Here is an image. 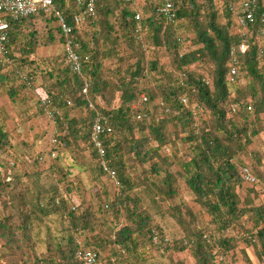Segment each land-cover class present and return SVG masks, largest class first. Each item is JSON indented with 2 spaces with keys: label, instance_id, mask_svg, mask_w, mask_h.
<instances>
[{
  "label": "trees",
  "instance_id": "1",
  "mask_svg": "<svg viewBox=\"0 0 264 264\" xmlns=\"http://www.w3.org/2000/svg\"><path fill=\"white\" fill-rule=\"evenodd\" d=\"M163 1L146 0L143 15L139 10L130 9V5V8L123 6L124 0H97L96 16L90 21L93 30L82 37L79 32L81 26H75L73 20L72 9L77 6L76 0H56L57 7L67 21L75 26L73 36L80 43L83 71L81 75H77L68 65H63L59 57H50L43 60L48 63L40 71L39 83L50 94L53 103L61 106L63 111L78 108L87 113L84 116L82 114V118H69L65 115L56 135L60 144L55 145L51 140L44 155L51 160L50 168L59 167L58 165L64 167V147L78 148L82 138L90 143L98 158L90 138L96 117V111L90 107V102L100 99L105 106L98 107L113 128L111 134L103 136L106 159L117 173L120 189L115 198L110 200L106 191L96 188L89 192L88 204L71 205L67 193L59 189L62 183L68 185V190H73L74 186L68 180H59L53 188H47L48 199L41 195L46 190L39 189L41 194L32 192L29 201L17 207L18 211L0 217V237L5 240L8 248L18 253L29 246L35 247L30 244L34 241L35 228L42 219L52 215L60 216L61 235H50L46 251L40 255L34 251L30 262L25 264H85L77 257L80 248L97 252L102 264H131L134 263L135 256H141L146 251L148 244L163 248L164 251L177 245L180 246V251L190 249L197 264H228L227 254L241 242L245 244L243 253L248 264H255L248 252L251 246L258 261L264 263V204L257 205L254 202L255 196L264 194V176H256L257 182L243 196L240 186L245 180L236 163L239 155L247 152L254 137L263 128L259 124L264 114V61L254 45L247 53L241 54L240 70L243 76L246 75L251 80L244 89H236V97L228 99L230 87H235L240 80H228L229 48L240 38L234 31L236 26L229 4L238 0H220V6L218 0H189V4L173 0L177 8L176 21L179 18L189 20L195 32L193 42L198 45L196 49L184 53L181 52L180 38L174 33L176 21L167 22L158 11ZM136 12L141 13L146 33V38L142 40L134 35ZM42 15L38 13L11 21V57L15 54L14 44L19 43L22 38L24 26H29L33 18ZM51 17L56 18L53 15ZM114 20L120 22L122 28H116ZM59 29L61 31L60 27ZM29 34V37L24 35L23 41L26 43H22L21 48L25 56L33 54L39 43L38 35L33 31ZM54 37L51 35L49 41H53ZM61 38L63 43L62 31ZM147 38L152 40L150 46L154 48L147 45ZM162 44L167 46L171 55L169 71L160 66L157 51ZM124 46L131 51L129 55L120 54L121 47ZM147 47L148 50H153L152 57L146 55ZM107 61H112L115 66L105 65ZM125 62L127 65L124 67ZM21 63L28 64L27 67H32V70L40 67L38 61L31 57L21 59ZM199 64L212 65L213 87L204 75L192 68V65ZM18 68L19 65L6 72L0 70V85L5 87L13 101L19 91L27 89L26 83L15 76ZM27 74L32 77L36 86L41 87L34 74ZM151 79L154 85L144 86L143 83ZM86 81L88 92L85 94L83 87ZM117 90L122 94L119 102L111 106L110 102ZM143 93L148 96L147 103L141 99ZM183 98L188 101L184 103ZM68 100L73 103L71 107L67 105ZM206 111L211 113V120L201 118V113ZM39 113L46 115L43 108L39 109ZM139 114H144V117L138 118ZM236 117H241L243 122L236 121ZM169 120L181 127L184 134L182 138L192 146L190 158L183 159L179 164L182 176L195 194L197 202L209 214L218 234L197 229L190 231L187 237L172 240L152 225L150 213L140 210L138 195L135 196L134 193L137 186L147 183L152 196L159 197L162 201L171 198L176 191L171 174L163 177L161 183L149 178L152 173L160 174L163 168L161 165L169 166L175 162L171 158L174 156L173 142L166 136ZM48 121L51 122L49 118ZM140 124H143L142 130H149L147 145L150 146L149 142L154 141L155 147L145 150L143 139L135 137V129ZM43 134L44 131L41 136ZM22 145L24 142L14 145L9 133L0 125V197L11 194L8 187L18 181L12 177V171L11 175L7 172V168L14 167L10 165V159L1 158L8 152L20 155L16 148ZM53 150L58 152L55 158L51 156ZM38 159L45 160V157L40 154ZM134 159L151 165L144 179H136L130 175L136 165L130 162ZM6 164L9 166L3 172ZM101 172L104 173L102 169ZM252 193L254 197L251 196ZM22 197L28 199L24 193ZM171 210L181 224L186 223L180 211L175 208ZM245 215L252 221V227L244 229V238L223 235L229 228L243 226ZM154 231L160 239L156 244ZM107 250L111 253L105 259L102 253ZM16 262L20 264L19 261Z\"/></svg>",
  "mask_w": 264,
  "mask_h": 264
},
{
  "label": "rangeland",
  "instance_id": "2",
  "mask_svg": "<svg viewBox=\"0 0 264 264\" xmlns=\"http://www.w3.org/2000/svg\"><path fill=\"white\" fill-rule=\"evenodd\" d=\"M176 1H186V4L190 3L189 0ZM218 3L220 6V0H218ZM124 5H126L127 7H129L130 5V9H136L142 13L146 5V0H140L137 3H131L127 0H124L123 6ZM72 10H74V14L78 12V9L76 7H74ZM114 21V23L116 24V28H122L120 22H116V20ZM29 24V26H24L23 28V35L20 40L21 43L19 41V43L17 42L14 44L15 54L12 58H14L16 66H20V68H18L19 70H22L27 73L31 72L32 74H34L38 80V85H40V71L48 63L43 62V60L48 59L50 57H59L62 60L63 65L67 66V63L65 60L64 48L61 40L62 38L61 31L59 29L60 26L58 19L51 16L46 17L42 15L33 18ZM175 24L176 25H174L173 27L174 33L178 38H180V42L182 44L181 52L184 53L196 49L198 45L194 44L193 42L195 32L189 20L179 18L178 22L176 21ZM91 27L92 26L90 24L86 26H81L79 28V32H81L80 36L82 35L83 37L84 35H88V33L93 30ZM31 31H33L36 35L39 36V38L37 39L39 43L37 42L38 44L36 45V49L33 54H31L30 56H25L21 52L22 43H26V41H23L25 39L24 35L29 37V33H31ZM234 31H236V29ZM121 32H123V30H121ZM51 35H53V37L55 36V39L50 42L49 39ZM144 37L146 38L145 31L143 32V38ZM151 41L148 39L147 45H149V47L152 49L154 47L150 46ZM128 49L129 48L126 46L121 47L120 54L129 55L131 51ZM152 51L153 50L150 49L148 50L147 47L146 55L152 57ZM157 52L159 56L160 66L164 67L169 71L171 69V55L167 49V46L163 44L160 45L158 47ZM28 57L35 58V61H38L40 67H35L32 70V67H27L28 64L21 63V59H26ZM15 58L19 59V61H17ZM134 60L132 61L134 62ZM262 64L264 65V62ZM105 65L115 66L112 61H107ZM125 65H127V62L123 64L124 67ZM192 68H195L196 71L204 75V77H206V79L210 81V86H212L213 67L211 64H199L197 66L192 65ZM242 76L240 77V80L235 87H230L231 93L228 99L236 97L237 88L243 87L242 89H244V87L248 86V84L250 83V77L246 75L243 77ZM146 81L147 84L144 82V86L154 85V81L152 79ZM121 94L122 92L117 90L114 99L110 102L111 106L119 102L118 100ZM34 106V114L37 117L35 120H30L31 118H28L26 115L23 116V120L24 122H26L25 124L27 128L25 134L27 137L29 136L30 139L26 137L28 142H24V145H22L20 148H16L20 152V155L16 156V154L8 152L7 154H4V156L1 158L4 160L10 159V162L15 161L16 165L12 169V177L17 179L18 181L17 184H13L12 186L8 187L10 189L9 191H11V194H5L4 196L0 197V217L8 215L10 212L18 211L17 207L22 205L23 203L28 202L29 198L33 195L32 192H38L41 194L40 190L42 191V189H44L46 190V192H42L41 195L44 197L47 196L48 199L49 196L47 188H53L54 184L59 180L61 182H63V180H68V182L72 183V185L74 186L72 188L73 190H68V185L62 183V186L59 189L61 192L67 193V196L71 201V205L81 204L82 206V203L84 205L88 204L90 202L89 192L96 188L100 189L101 191H106L110 200L114 199L120 188L114 184L113 180L107 174L101 172L97 157L93 153V147H91L90 143L85 139L81 138V140H79L80 145L78 148L67 149L64 147V167L58 165L59 167L50 168L52 166L50 165L51 160L47 158V156L44 154H46L47 152L46 148L50 147L51 144L50 141L52 139L53 133L50 127L51 124L48 121L46 115L39 113V109L41 107L39 106L37 99H34V104L32 108H34ZM64 113L69 118H82V114L84 116L87 111H83L78 108H70L65 109ZM160 117H162L161 114ZM211 117L212 116L210 112L206 111L205 113H201V118L203 120L207 118L211 120ZM41 119L45 121L40 122ZM36 120H38L39 122L37 123ZM235 120L239 123L243 122L241 117H236ZM27 122H32L33 124L35 123V131H28L30 129V124H27ZM11 125L12 127H14V129H16L15 125H17V123L15 124L14 122H11ZM259 125L263 127L260 134L254 137L253 142L248 147L247 152L240 154L238 159L236 160V163L240 170L242 167H248L253 174L255 172L258 173L254 174L258 178L264 176V114L263 119ZM142 126L143 124H140L139 127L135 129V137L137 139H143V149L146 150L148 149V147H155L156 143L154 141L149 142L150 146L147 145L149 130L147 128L142 130ZM206 127L208 128V125H206ZM20 129L24 130L22 126ZM41 131H44V134L43 136L40 135L39 137ZM33 134L36 136L38 135V137H35L36 139L30 137ZM183 135L184 134H182V130L179 125H177L174 121L171 120L167 122L166 136L167 139H171L173 142L172 154L174 156H172L171 158L175 162H173V165L169 166L161 165L163 168L160 174L152 173V175L149 176L150 180L161 183L163 182V179L167 174H171L172 179L175 180V194L167 200H159V197L152 196L150 186L147 183L137 186L134 192L136 193L135 196L138 195V202L141 205L140 210L144 209V213H150L153 219L152 225H155V227L163 231L166 235H168L169 239L172 240H180L184 237H187L190 231L197 229H206L207 231L216 233L215 225L212 223L209 214L205 212L202 206L197 202L195 194L191 191L186 179L182 176V170L179 164L182 162L183 159L190 158V156L192 155V146L189 142L182 138ZM123 137L121 136V138ZM15 140L16 139H14V141L12 140V142L16 145L17 142ZM40 145L43 148L40 152H38V148H41ZM40 154H43L45 160L38 159V156ZM130 162L136 164L134 170H132L130 175L136 179H138V177L144 179L146 177V173L150 171L151 165L142 164L136 159L131 160ZM8 166L9 165L7 164L5 165L3 172ZM262 183V186L264 187V182L262 181ZM253 184L255 183H248L246 181L242 182L240 186L241 194L243 196H246L248 192L247 190L251 189ZM40 186H42L43 188H39ZM31 188L34 189L31 190ZM23 193L26 194L28 199H24L25 197H22ZM251 196L254 197L253 193L251 194ZM254 202L257 205L264 204V194L262 193L255 196ZM172 208H175L177 211H180V215L186 222L185 224H181L177 216L172 214ZM108 220L110 221V218H108ZM123 222L125 223V220H123ZM60 223L61 222L59 215H52L45 219H42V221L38 223V227L35 228V233L33 236L34 241H32V244H30L35 245V247L32 248V246H29V248H24L23 251H18L19 254L13 252L12 249L8 248V246L5 244V240L0 237V264H17L16 261H19L20 264H25V262H30L29 260H31V258L34 256V251H37L39 255L44 253L46 251L47 241L51 237L50 235H61V232L59 230ZM242 224L244 225L235 226L227 229L223 232V235H237L240 238H244V236L246 235V233H244L246 232L244 229H249L252 227V221L248 220V215L244 216ZM114 247H116V245H114ZM244 247V242H241L237 248L229 251L226 257V263L248 264L244 258ZM248 252L255 264H264L260 260L258 261L253 246L250 247ZM110 253L111 251L107 250L102 254L103 257L107 259V255ZM141 254V256H135L133 259L134 263L131 264H197L190 249L180 251V246L178 245L170 247L164 251L163 248L151 246V244H148V246L146 247V251H143Z\"/></svg>",
  "mask_w": 264,
  "mask_h": 264
},
{
  "label": "built area",
  "instance_id": "3",
  "mask_svg": "<svg viewBox=\"0 0 264 264\" xmlns=\"http://www.w3.org/2000/svg\"><path fill=\"white\" fill-rule=\"evenodd\" d=\"M96 1L97 0H76L78 12L73 15L75 26H86L90 24L96 16ZM131 3H137L140 0H127ZM159 13L167 22H175L177 19V8L173 0H164L158 8ZM229 11L232 13L235 21L236 31L239 36V41L234 43L229 48V72L228 80L237 82L243 75L240 70V56L247 53L252 45L257 47L259 57L264 61V0H238L229 4ZM42 13L44 16H55L58 19L59 26L64 36L63 48L65 60L68 67L73 73L81 75L83 71V59L79 53L80 43L74 38L75 26L70 24L62 11L57 7L56 0H0V70L6 72L9 69L15 68L14 58L11 57L10 46V31L12 30L11 21H17L22 18L29 17ZM144 25L140 12L135 15L134 35L138 40L143 39ZM17 79L26 83L27 92L31 93L38 104L43 108L46 116L53 124L52 142L60 144L56 135L58 134L59 123L64 120L65 113L63 108L53 103L50 94L42 87L36 86L32 77L19 69L15 71ZM88 92V81L83 87V93ZM143 102H148L146 94L141 95ZM187 98H183L186 103ZM68 106L73 103L68 100ZM98 105L105 106L104 103L97 99L95 102H90V107L96 111L95 121L90 133L91 142L94 145L98 154V164L105 174H107L119 187L120 181L117 178L116 171L109 165L106 159V146L103 141V136L111 134L113 128ZM137 106V105H136ZM144 117V114H139L138 118ZM58 152L53 150L51 156L55 158ZM11 166H15V162H10ZM11 167L7 168V172L11 175ZM244 180L248 183H256L257 178L248 167H242L240 170ZM155 232L154 241L157 243L160 239L158 233ZM82 240V238H79ZM77 257L85 264H102L99 260L97 252L80 248L77 252ZM115 264V263H114Z\"/></svg>",
  "mask_w": 264,
  "mask_h": 264
},
{
  "label": "crops",
  "instance_id": "4",
  "mask_svg": "<svg viewBox=\"0 0 264 264\" xmlns=\"http://www.w3.org/2000/svg\"><path fill=\"white\" fill-rule=\"evenodd\" d=\"M34 99H35L34 96L31 93H27L26 90V91H19L18 95L16 96V99L13 101L6 92L5 87L0 85V125L3 126L4 129L9 133L10 139H12L13 141L14 139H16L15 141L17 142V144L28 142L26 139L27 136L25 134V132L27 131L25 124L26 122H24L23 116L26 115L28 118H31L30 120L32 119L35 120L37 118L36 115L34 114L35 106L34 108H32L34 104ZM36 121L37 123L39 122L38 120ZM43 121L45 120L41 119L40 122ZM11 122L12 123L14 122L15 124L17 123V125H15L16 129L12 127ZM27 124H30L29 127L30 129L28 128L29 129L28 131H35L36 129L35 123L33 124L32 122H27ZM50 124H51L50 125L51 130L53 132V124L51 122ZM21 126L23 127L24 130L20 129ZM42 133L43 131L40 132L39 137L40 135H42ZM30 137L36 139L35 137H38V135L36 136L33 134ZM27 138L30 139L29 136ZM42 146L41 148L40 147L38 148V152L42 150L43 148ZM20 147L21 146H19V148Z\"/></svg>",
  "mask_w": 264,
  "mask_h": 264
}]
</instances>
